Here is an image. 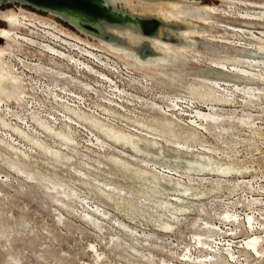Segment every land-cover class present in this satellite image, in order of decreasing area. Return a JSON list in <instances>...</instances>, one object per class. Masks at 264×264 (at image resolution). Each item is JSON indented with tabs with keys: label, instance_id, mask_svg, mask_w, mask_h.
Listing matches in <instances>:
<instances>
[{
	"label": "rangeland",
	"instance_id": "374dc122",
	"mask_svg": "<svg viewBox=\"0 0 264 264\" xmlns=\"http://www.w3.org/2000/svg\"><path fill=\"white\" fill-rule=\"evenodd\" d=\"M241 1L249 4L255 0L237 2L246 4ZM196 2L202 6L200 9L215 11H212L215 14L209 11L214 24L242 27L247 34L233 36V33L220 28L213 30L205 22L194 20L200 28L203 27L193 32L199 46L186 50L200 53L208 60L225 54L220 45L210 50L201 45L209 42L207 35L230 39L235 45L264 46V6L263 9L260 6L246 9L244 6L234 8L227 0ZM21 6L11 4L0 12H22L28 16L25 24L35 23L40 30L55 32L76 45L94 50V53L109 59L111 65L127 69L128 74L135 72L148 79H156L152 82L150 93L140 87L135 89L126 85L129 93L155 101L167 112L171 99H192L190 107L199 105L207 113L214 108L225 117V121L215 124V129L209 131L196 130L190 125L191 111L185 107L183 109L189 112L183 115L177 113L178 120L174 115L173 120L177 123L165 129L169 141V144H163L166 152L156 158L125 149L135 160L121 159L116 152L120 149L118 146L113 145L112 150L106 152L94 148L88 142L89 127L74 126L76 143L69 148L63 147L59 139L39 131L38 137L54 147L53 150H60L58 158L13 133L16 146L19 144L20 150L28 155L0 143V264H199L193 260L205 256L210 258L211 250L217 249L219 254L215 264H264V69L246 67L254 75L253 79L248 83L238 82L240 89L248 86L252 90L246 87L247 92L255 91V96L236 92L226 96L227 103L203 106L201 99L191 97L189 89L192 82L200 83L203 77L216 78L207 74L213 70L209 61L198 62L188 55L182 65H138L139 68H134L125 57L121 56L124 61L110 52L108 54L107 50L102 51L103 46L97 41L79 34L57 17ZM231 11L236 16L222 17L223 13ZM247 13L252 19H261V24L236 22L240 15ZM31 16L51 21L61 33L45 21L35 22ZM205 17L208 18L207 15ZM0 30L11 31L2 18ZM18 33L31 35L26 28ZM32 36L36 39L35 35ZM9 45V41L0 36V50L5 51L1 60L12 66V72L24 80L22 92L26 94V101L21 99L17 102L15 95L11 99L0 97L3 105L8 104L13 112H21L30 110L25 103L34 99L35 104L45 103L47 110L57 107L41 92H32L29 82L31 76L36 78V75L28 70L23 73L17 60L37 59L40 55L27 46L20 48L11 42V49ZM262 55H252L250 59L264 62ZM108 72L114 77V72L110 69ZM75 93L83 94L78 90ZM86 99V105L80 106L89 111V104L95 107L93 101L97 98ZM135 104L127 107L132 110L129 117L142 119L154 127L158 126L155 120H163V116L152 110L151 105ZM3 111L0 117H4ZM115 117L117 121L119 118L118 122L123 121L119 125L124 128L133 130L140 127ZM15 120L13 124H21ZM20 126L26 128L24 124ZM58 127L61 128V125ZM8 134L0 121V139L6 140ZM176 144L188 147L190 152L181 151ZM152 158H155L156 168L146 169L142 161ZM207 160L220 163L224 171H210L206 167ZM168 181L180 183L191 190L184 193ZM232 216L239 221L230 222ZM248 216L257 219L253 229L245 223ZM252 235L263 240L261 257L242 246L244 240ZM199 239L209 245L202 248L197 244ZM227 250L234 254L233 258L228 256Z\"/></svg>",
	"mask_w": 264,
	"mask_h": 264
},
{
	"label": "bare ground",
	"instance_id": "6f19581e",
	"mask_svg": "<svg viewBox=\"0 0 264 264\" xmlns=\"http://www.w3.org/2000/svg\"><path fill=\"white\" fill-rule=\"evenodd\" d=\"M29 1L32 5H35L33 6L35 8L29 6L31 4L28 3ZM60 1L66 2L61 3ZM196 1L198 0H21L20 2L14 0L4 2L0 0V7L3 4H19L31 7L36 11L48 13L41 8L46 9L49 11L48 14L62 20L79 34L97 41L105 48H102V51L107 50L108 54L110 52L120 59H123L121 56L125 57L128 64L134 68H139L138 65H179L183 62L185 56L188 55L192 59L196 58L198 62L207 60L210 62V68L213 69L207 72V74L210 73L216 78L210 79L203 77L200 83L192 82L189 89L191 97L201 99L203 106L209 107L215 103H227L229 100L226 96L228 94L233 95L236 92L243 93L246 96H255V91L247 92L248 86H246L248 87L247 90L246 87L240 89L238 82L246 83L253 79L252 76L254 75L246 67L264 69V62L250 59L252 55L263 54L262 56H264V46L249 47L235 45L230 39L207 35L206 38L209 42L201 43V45L208 50L216 45H220L224 48L225 54L215 56V60L212 58L208 60L206 56L200 53L190 52L191 50L188 51L185 49H192L199 46V42L193 36V32L199 31L203 27L200 28L194 20L205 22L213 30L220 28L226 32L233 33V36H240V34L245 33L242 27L227 26L215 22V24L217 23L216 26L212 22V16L209 13V11L215 12L213 9H200L197 7L189 9L188 11L182 10L183 8L181 7L200 5ZM227 1L234 8L244 6L246 9H249V6H260L263 9L264 6V2L261 0L250 2V5L246 1H241L246 4L237 2L239 0ZM213 12L212 14H215ZM223 14V18L225 16L229 18L234 15L236 16L233 11ZM206 15L208 18L205 17ZM240 16V18L236 19V22L244 25L261 24V19L260 21L259 19H252L248 13ZM27 17L22 12L19 14L14 12H0V18L4 19L11 28V31L0 30V36L9 41V48L11 49L13 47L11 42H13L14 45L17 44L20 48L23 46L26 48L27 46L29 50H34V53H37L36 55H40L37 59L18 58L17 60L19 66L23 69V73L28 70L36 75V78L31 76L29 82L32 92L34 94L41 92L47 97L49 102L53 101L60 109L51 107V110H47L45 103L36 102L35 104L33 99L32 102L25 103L26 107L29 106L30 110L26 109L21 112H13L8 104L3 105L2 98H0V112L3 111V107L5 108V111H3L4 117H0V121L9 132V138H6V140L0 139V143L5 144L8 148L20 150V147H18L19 144L17 146L15 144L17 140L13 138L14 133L20 139L34 145L35 148L37 147L43 152L51 153L55 158H58L61 153L60 150H55L56 148L53 150L54 147L51 148L38 137V132L42 131L47 136L57 138V140L59 139L62 141L63 147L69 148L70 145L76 143V138L74 137L76 131H73L75 129L74 126H83L86 129L87 127L90 128L88 134V136L90 135L88 140L90 145L98 148L100 151L106 152L112 150L111 148L114 145L120 148L116 152L121 159H136L128 154L125 149L137 155L157 158V156H161L166 152L163 144H169L166 138L168 131H165L167 126L177 123V113L183 115L189 112L183 108L187 107L190 109L192 117L190 125L196 130L203 129L204 131H209L210 129H215V124L225 121V117L215 111L214 108H211L209 113H207L208 111L203 112L199 108V105H192L190 107L189 102L192 99H180L178 97L171 99L170 105H167L168 111L171 112L169 113L155 101L150 102L147 98L145 99L129 93L126 90V85H130L135 89L140 87L149 92L153 88L152 82L156 81V79H148L135 74V72L128 74L127 69L111 65L109 59L108 61L101 54L94 53V50L90 51L84 46L76 45L74 42L62 38L55 32H50L46 29L40 30L35 23L25 24ZM31 17L34 21H45L36 16ZM141 20L152 21L154 28L149 31H144L141 26ZM262 22L264 23V21ZM47 23L49 27L60 31L58 26H53L51 21H45V24ZM22 28L28 29L31 35H19L18 32ZM32 35H35L36 39ZM262 35H264V32ZM72 37L80 39L77 36ZM4 53L5 51L0 50V97L11 99L15 95L17 102L21 99L26 101V94L22 92L24 80L21 76L12 72V66L9 67V65L5 64L6 62L3 63L1 58ZM123 60L125 61V59ZM228 63L230 64L228 65ZM109 69L114 72V77L108 74ZM179 87V84H177V88ZM76 90L81 91L83 94H76ZM249 90L252 89L249 88ZM86 97L92 100L97 98L93 101L95 107H91L89 104V111H86L87 109L85 107L86 110L80 106V104L86 105L88 102ZM136 102H141L143 106L151 105L152 110H155L163 116V120H155L159 127L148 125L142 119L138 120L129 117V113L131 114L132 110L127 107L129 105H136ZM174 115L177 120H173ZM115 116L124 118L125 121L133 122L140 127L133 130L124 128L119 125L123 121L118 122L119 118L117 121ZM13 120L20 122V125L24 124L26 128L24 127V129L16 123L13 124ZM58 125H61V128ZM176 146L181 151L190 152V149L184 145L176 144ZM21 153L26 156L28 155L23 151ZM154 159L142 161V165L150 170L153 167L156 168L157 163ZM209 161L207 160L206 167L210 171H224V167L220 163ZM169 171L172 172L170 169ZM168 182L184 193H188L191 190L180 183ZM229 221L236 222L239 220L232 216L229 218ZM255 221L257 219L254 216H248L245 223L253 229ZM197 244L201 245L202 248L205 245H209L201 239L197 241ZM262 244L263 240L261 237L252 235L244 240L242 246L254 252L257 257H261L262 249L260 247ZM211 252L210 258L209 256H205L203 259L197 258L193 261L199 264H215L219 249L217 251L211 250ZM227 254L231 258L234 257V254L230 250H227Z\"/></svg>",
	"mask_w": 264,
	"mask_h": 264
},
{
	"label": "water",
	"instance_id": "95a60500",
	"mask_svg": "<svg viewBox=\"0 0 264 264\" xmlns=\"http://www.w3.org/2000/svg\"><path fill=\"white\" fill-rule=\"evenodd\" d=\"M2 1H6V2H8V1H10V0H2ZM14 1H17V2H20L21 0H14ZM61 3H64V2H66V1H60ZM28 3H31L30 1L28 2ZM29 6H31V7H33V6H35V5H32V3L31 4H29ZM33 8H35V7H33ZM42 10H45V12L47 11L48 13H49V11L48 10H46V9H43V8H41ZM154 23L152 22V21H148V20H141V26H142V29L144 30V31H149V30H152L153 28H154Z\"/></svg>",
	"mask_w": 264,
	"mask_h": 264
},
{
	"label": "flooded vegetation",
	"instance_id": "af4514ba",
	"mask_svg": "<svg viewBox=\"0 0 264 264\" xmlns=\"http://www.w3.org/2000/svg\"><path fill=\"white\" fill-rule=\"evenodd\" d=\"M14 5H16V4H14ZM6 6H10V5H6V4H3L1 7H0V10L3 8V7H6ZM201 5H190V6H187V7H181V8H183L182 10H184V11H188L189 9H193V8H197V7H200ZM21 7H27V6H21ZM202 7V6H201ZM28 8V7H27ZM41 13H43V12H41ZM192 20H194V19H192Z\"/></svg>",
	"mask_w": 264,
	"mask_h": 264
}]
</instances>
